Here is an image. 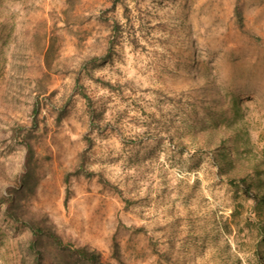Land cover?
I'll use <instances>...</instances> for the list:
<instances>
[{
	"label": "rangeland",
	"instance_id": "rangeland-1",
	"mask_svg": "<svg viewBox=\"0 0 264 264\" xmlns=\"http://www.w3.org/2000/svg\"><path fill=\"white\" fill-rule=\"evenodd\" d=\"M262 194L264 0H0V264H264Z\"/></svg>",
	"mask_w": 264,
	"mask_h": 264
},
{
	"label": "trees",
	"instance_id": "trees-1",
	"mask_svg": "<svg viewBox=\"0 0 264 264\" xmlns=\"http://www.w3.org/2000/svg\"><path fill=\"white\" fill-rule=\"evenodd\" d=\"M28 152H30V146L29 144H26ZM231 181V180H230ZM245 179H243V182L245 183ZM259 202L261 204H264V194L261 195ZM28 225L31 228V242L30 245L32 247H37V240L40 238L42 234H45L48 238L51 239L53 243L56 244L57 247L66 249L69 251V255L71 257H74V260L79 261L81 264H102L99 261V255L98 253H95L93 251L88 250L86 247H71L68 244H64L62 239L55 234L51 230L43 231V227H40L34 223L28 222ZM119 264H122L119 262Z\"/></svg>",
	"mask_w": 264,
	"mask_h": 264
}]
</instances>
